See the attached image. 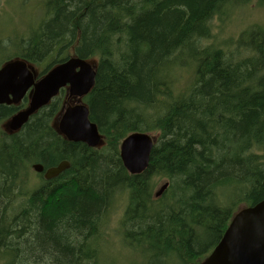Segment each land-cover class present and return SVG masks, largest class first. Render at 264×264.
<instances>
[{
    "label": "trees",
    "instance_id": "obj_1",
    "mask_svg": "<svg viewBox=\"0 0 264 264\" xmlns=\"http://www.w3.org/2000/svg\"><path fill=\"white\" fill-rule=\"evenodd\" d=\"M230 2L45 0L38 26L18 40L20 54L57 60L78 43L80 58L98 59L85 102L111 149L102 155L61 140L49 126L57 102L1 139V264H101L100 240L116 203L124 245L143 249L146 264H187L218 243L232 206L264 199V30L254 24L239 35L247 56L236 61L201 43ZM171 61V69H194L186 93L174 94ZM13 112L0 106V118ZM151 130L160 137L149 165L130 176L117 142ZM63 161L70 168L57 178L36 175L40 183L23 188L28 164ZM155 176L169 182L158 199Z\"/></svg>",
    "mask_w": 264,
    "mask_h": 264
},
{
    "label": "water",
    "instance_id": "obj_2",
    "mask_svg": "<svg viewBox=\"0 0 264 264\" xmlns=\"http://www.w3.org/2000/svg\"><path fill=\"white\" fill-rule=\"evenodd\" d=\"M76 69L79 71L76 72ZM94 78L95 73L90 63L78 58L54 67L36 84L23 61L15 60L7 64L0 71V104H18L28 89H34L28 108L11 119L9 129L17 131L67 84L69 96L81 98L93 87ZM6 94H10L12 100H8ZM57 130L69 142L84 143L88 147H94L99 142L96 126L89 122L88 110L84 106L68 108L62 115ZM151 148L152 142L146 135L133 134L124 140L121 159L131 174L145 170ZM68 167L67 163H62L48 169L44 179H55ZM33 169L36 173L43 172L40 165H34ZM164 189L165 186L157 197ZM201 264H264V199L240 209L233 216L220 242Z\"/></svg>",
    "mask_w": 264,
    "mask_h": 264
},
{
    "label": "rangeland",
    "instance_id": "obj_3",
    "mask_svg": "<svg viewBox=\"0 0 264 264\" xmlns=\"http://www.w3.org/2000/svg\"><path fill=\"white\" fill-rule=\"evenodd\" d=\"M44 2L45 0H5V4L4 0H0V38L13 37L15 33L26 34L29 30L26 22L30 21L32 23L31 27L37 23V20L44 12ZM254 24H261L259 26L263 25L262 27L264 28V6H260L257 0H251L248 3H244V0L242 2L241 0H234L223 7L220 14L212 18L209 23L211 37L201 41V43L203 46L211 45L220 48L225 52L226 56L231 57L234 61L239 60L237 58L240 57V54H238L235 43L239 35ZM262 27L258 28L264 30ZM6 43V51L3 46H0V61L8 56L17 54L13 48L15 40H6ZM9 47L12 48L8 49ZM241 53L243 54V52ZM172 64L173 61L169 63L168 69L173 76L177 74L174 82H172L174 94H177L186 90L192 83V73L190 71L191 67H184L185 69H183L174 66L171 69ZM45 65L42 64L38 68L42 69L41 67ZM21 171L22 173H24L23 171H29V173H24L20 177L24 189H31L40 183L41 180L30 172L32 170H29V167ZM165 181L167 179L155 176L153 178V191ZM116 205L118 207H113L108 215L107 225L100 240V263L146 264L147 258L143 249H139V253H134V248L131 250L124 245L121 236L122 229L119 224L122 215V205L119 203H116ZM168 261L169 264H184L179 259ZM197 263L188 262L187 264Z\"/></svg>",
    "mask_w": 264,
    "mask_h": 264
},
{
    "label": "flooded vegetation",
    "instance_id": "obj_4",
    "mask_svg": "<svg viewBox=\"0 0 264 264\" xmlns=\"http://www.w3.org/2000/svg\"><path fill=\"white\" fill-rule=\"evenodd\" d=\"M6 108V107H5ZM60 164V163H59ZM59 164H57L56 166H58Z\"/></svg>",
    "mask_w": 264,
    "mask_h": 264
},
{
    "label": "bare ground",
    "instance_id": "obj_5",
    "mask_svg": "<svg viewBox=\"0 0 264 264\" xmlns=\"http://www.w3.org/2000/svg\"><path fill=\"white\" fill-rule=\"evenodd\" d=\"M45 180V179H44ZM47 181V180H46Z\"/></svg>",
    "mask_w": 264,
    "mask_h": 264
}]
</instances>
